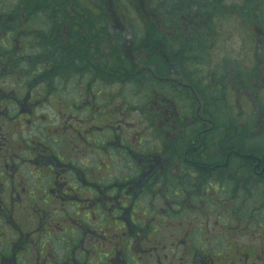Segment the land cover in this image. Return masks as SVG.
Segmentation results:
<instances>
[{"label":"flooded vegetation","instance_id":"1","mask_svg":"<svg viewBox=\"0 0 264 264\" xmlns=\"http://www.w3.org/2000/svg\"><path fill=\"white\" fill-rule=\"evenodd\" d=\"M34 1L20 9L0 0V264H264V19L231 13L253 64L218 75L199 68L208 52L197 42L215 48L218 39L202 10L180 24L168 11L157 78L150 53L160 44L131 47L115 19L85 23L71 6L64 24H34L30 15L44 12ZM188 63L200 70L174 71ZM128 77L158 79L165 94L152 91L136 125L118 118L124 108L139 113L126 103L115 104V121L92 125L108 111L106 81L118 95ZM62 79L80 100L63 99ZM231 96L253 117L229 120ZM55 106L67 127L42 114ZM143 198L155 204L144 212Z\"/></svg>","mask_w":264,"mask_h":264},{"label":"trees","instance_id":"2","mask_svg":"<svg viewBox=\"0 0 264 264\" xmlns=\"http://www.w3.org/2000/svg\"><path fill=\"white\" fill-rule=\"evenodd\" d=\"M16 6L20 9H24L25 6L27 9H35V6H39V1L36 2L34 0H14ZM68 3L70 2V6L74 9L79 11L80 15H84L88 19L85 20V23L90 24H109L115 19L117 24L120 27H125L124 30L125 37L129 35V39L126 42L130 43L131 47H134L131 41L136 42L140 41L141 47H148L150 44H166V37L165 35L159 30L158 26L163 27L165 29V24L167 23L166 14L168 11L172 12L173 17L176 19V23L180 24V17L181 14L188 13V12H195L196 10H202V14L204 16V30H210V24L212 28L215 29L217 32V24L222 21H229L233 20V16L231 13H234L235 6L232 5L231 9H227V6L223 5V1L219 0H67ZM44 2V3H43ZM47 3V4H45ZM51 3L50 0H43V14L37 16L36 14L30 15L34 18L32 21L33 23L37 24H45L49 23L50 14L46 10L47 5ZM41 5V6H42ZM88 10V12H84V10ZM237 9L241 10L243 13L240 17L247 23L250 21H260L264 19V0H243L242 4L238 6ZM59 12H55V23H62L70 21L68 17L62 13L58 14ZM142 13V14H141ZM29 17V18H30ZM18 18V23L20 22V16H16ZM217 23H212L215 20ZM175 22V21H174ZM164 32V31H163ZM126 40V39H125ZM205 40V39H204ZM204 44H200L198 42L199 48L203 49L207 47V43H211L212 39L209 38ZM124 41V40H123ZM151 41V43H150ZM124 43V44H125ZM206 49V48H205ZM127 52V48H124L123 53V67L125 71H133L131 65L128 63L127 56L125 54ZM146 64V63H142ZM150 64V63H149ZM155 69L153 73L157 74L160 72H164V68L160 69L157 65L152 64ZM147 66V65H146ZM150 66V65H148ZM163 66V64H162ZM132 69V70H131ZM157 78H159L157 76ZM134 79L125 78L124 85L127 82L131 83ZM143 80V79H142ZM150 84L155 85V87H160L158 90H154L155 87L150 85L149 83L146 84L143 96L141 98L143 102V111L144 113H148L149 104L147 102V98L151 91H157L159 93L162 92L165 94L166 85H163L161 82L159 83L158 79L154 81V79H150ZM134 86L137 88V84L135 83ZM141 92V90H140ZM161 94V93H160ZM163 96V95H162ZM141 102V103H142ZM128 104V103H126ZM129 105V104H128ZM141 105V106H142ZM133 106V105H129ZM145 108V109H144ZM222 110H220V115L222 118ZM224 114V113H223ZM149 134H146L147 138Z\"/></svg>","mask_w":264,"mask_h":264},{"label":"rangeland","instance_id":"3","mask_svg":"<svg viewBox=\"0 0 264 264\" xmlns=\"http://www.w3.org/2000/svg\"><path fill=\"white\" fill-rule=\"evenodd\" d=\"M41 1V0H40ZM219 1H223V0H219ZM243 0H224L223 5L227 6V9H231V6L234 5L235 9L238 8V6L240 4H242ZM41 3V2H40ZM44 3V2H43ZM67 4H65V2H59L57 3V0H52L51 3H49L46 7H47V11L50 14V18H49V23H55V21H53L55 18H53V16H55V12H60L64 15H66L69 19V14L68 13H64L63 11L66 10V7H70V2H66ZM47 4V3H45ZM1 6V5H0ZM142 14V13H141ZM217 23V19L215 22V25ZM35 24V23H34ZM37 24V23H36ZM210 26H212L210 24ZM159 30L164 34L163 31H165V29L163 27H159ZM123 29L125 30L126 28L123 27ZM217 31H218V39H217V43L214 44L215 48L211 47L209 48L204 47L203 49H205L204 51L208 52L206 57L203 58V63L199 64V68L203 70V73L206 72H218V75H221L222 72L226 71L228 72L230 69H234L236 68L237 70L240 69H247L249 67H252L253 61H244V58L242 57H246L245 53H249V55H252V47L249 45V41H245L246 37H245V31L240 28L236 23H234V21L229 20V21H222L219 22L217 24ZM178 32V31H177ZM184 33V32H183ZM165 35V34H164ZM168 33H166V40L168 41ZM169 40H171L169 38ZM200 41V40H197ZM63 42L62 44L68 45L69 43L66 41H61ZM131 42V40H130ZM205 40L200 41V44H204ZM198 45V42H197ZM168 46V44H161V47L158 49V53H150L152 55V64L157 65L159 67H162L163 64V56L165 55V50L166 47ZM198 49V47H197ZM202 49V50H203ZM163 53V54H161ZM62 55V54H61ZM162 57V58H161ZM83 64V63H81ZM145 65V64H144ZM146 66V65H145ZM197 64L195 63H188L187 65L185 64H179V67L175 68L174 71L178 72V73H182V74H187V72H196V70H200L198 68ZM259 68V66H257ZM210 74V73H207ZM134 79V78H132ZM143 79V80H142ZM68 80V79H67ZM67 80H63L62 79V83H61V89H62V94H63V99L67 102H73V101H77L80 100L79 97L81 95L84 94H79V92H76L74 90H72L73 85L70 84V82ZM76 80V79H75ZM75 80H73V83L75 82ZM78 80V79H77ZM150 79H146L141 78V79H135L133 80L131 83L127 82V84L123 85V90H121V92L118 93V95H115V87L111 86V83L109 80L106 81L107 83V92H104V96L106 98L109 99V102H107L105 104V110L108 109L107 114L105 115H94L93 117H90V120L92 121V125L94 124H106L108 123V120L110 121H115V118L113 117V114H111V112L117 111L115 104L117 103L118 105H122L125 103H128L129 105H137L136 107H139V113H134L132 111H130L127 108H124V110H127L124 112L123 115L119 116L118 118L120 119V121L122 122L124 119L126 122L131 123L132 121H135L133 125H136V121H140L143 120L144 115H146L143 111V102L141 100L146 84L149 83L150 84ZM193 81V80H192ZM185 82L184 79L183 81H179V83H183ZM137 84V88L134 86V84ZM194 83L196 84V81L194 80ZM152 85V84H150ZM155 87V85H152ZM159 90L160 87H155L154 90ZM141 90V92H140ZM82 92V91H81ZM164 94L162 92L159 91V95ZM179 94V93H177ZM155 95L154 93H152V91L149 94V97L147 98V102L151 103L152 100L154 99ZM116 98L118 100H116ZM117 101V102H116ZM176 104L181 103L178 102V100H173ZM142 102V103H141ZM228 104V109H227V113L229 116V120H247L248 117L251 118L253 116V110L250 111V109L248 108L249 106L246 104V102L244 100H242L239 104L240 105H236L235 103V97L231 96L228 100L227 103ZM142 105V107L140 106ZM134 108L135 110H137L138 108ZM168 107V106H167ZM122 111V107L121 110H119V112ZM60 112L57 109V106H55L54 110H51L50 107H44L42 110V114L45 116V118H47L48 120H50L53 124V126L55 128L60 127L61 125H65V127H67V122H68V118L67 116H65L64 113ZM245 114H249L248 116L244 117ZM68 115H71V111H68ZM125 115V117H124ZM83 117V116H81ZM65 120V121H64ZM76 121V118H75ZM80 121V120H79ZM77 127L78 125H80V130H84L86 129V127L84 125H86L85 122H82L80 124V122H77ZM111 123V122H110ZM62 127V126H61ZM65 129V128H64ZM158 130V128H157ZM67 134V133H66ZM157 137H155L156 139ZM156 141V140H155ZM146 142L147 143H153V140L147 139L146 138ZM162 141H158L159 146L162 145L161 143ZM98 148L97 144H94L93 148L91 149V152H95ZM104 164H108V167L110 169L109 164L111 165V161L107 160L106 157L102 158V161ZM112 168H114V164L112 163ZM115 169V168H114ZM108 172H111L110 170H108ZM148 198H143L141 200V204L143 205V210L142 212H144L145 210H147L148 207H152L153 204L152 203V198L151 200H149L148 202Z\"/></svg>","mask_w":264,"mask_h":264}]
</instances>
